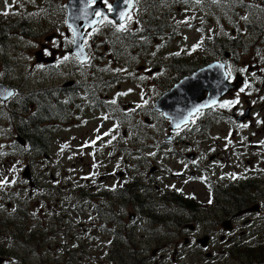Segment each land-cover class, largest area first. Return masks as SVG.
<instances>
[{
    "label": "flooded vegetation",
    "instance_id": "flooded-vegetation-1",
    "mask_svg": "<svg viewBox=\"0 0 264 264\" xmlns=\"http://www.w3.org/2000/svg\"><path fill=\"white\" fill-rule=\"evenodd\" d=\"M162 1L164 2L163 7H165V9L167 2L171 7L168 8L165 13L162 9V14H158L160 13V7H162ZM206 1L208 0H154L149 6L157 7L158 11L154 9L150 12L144 7L138 9L140 1L135 0V2H131L132 7L128 15L132 17L136 11H148V13L144 12L146 15L139 19V24L136 23V26H138L140 30L134 27V30L126 29L124 31H118L117 29L120 24L117 25L113 17L105 15V12L100 9L96 13H103V16L95 15L96 17H102L100 23L89 32L85 38L87 60L81 62L72 52L73 39H71L69 46L70 59L65 61L67 62L68 66L66 67L68 70L63 72L62 75L64 77L59 80L60 83H58L59 81L57 80H52V75H50L49 80L44 77V74L50 70L49 67L52 69L50 72H55L56 69L62 66L58 63L56 58L58 57V53L56 52L59 48H56V52L54 51L51 53L46 48L36 52V57L33 58L34 61L32 64L34 67H32L30 78L34 79L36 74L39 76L40 81L36 83L33 91H22V89H18L19 87L16 86V79L13 81L10 79L8 87L11 85L13 96L8 99L0 100V120H6L10 125L9 128L15 127L19 130V127L24 128V130L27 128V139H23L18 135L17 140L20 138L21 140L18 141L21 142V145L23 144L33 152V159L36 157L41 158V155H43L46 157V161L50 162V164H46L43 175L42 171H40L42 180L40 179V175H38L40 187H38L37 179L33 180V183H31L33 192L36 187L40 189L41 185H44L43 183L46 171H48V165H50V170H52V166L56 164V161L50 156L53 147L57 145L56 137L60 135V139H62V131L66 129L72 130L73 133L76 129L80 132L83 126H87L90 122L94 123L97 118L98 120L102 118V127H99V129H104L103 127H105L106 129L104 130L106 131L102 132L101 135L98 133V136L92 137V141L95 140V142L99 141V143H102L105 141V137L111 140L115 139L114 147L117 149H109L111 150L109 152L110 155H112V152L116 153V155H114L115 159L112 157V159H114L112 163L116 162L119 164L122 157H124V161L126 162L125 165L123 162V166H117L116 169H112L110 166L102 168V164H98V161H96L97 170L96 172H92L90 176V182L92 183L93 179L95 184L92 188H86L85 193L76 191L78 183L84 181L82 178L79 181H74L76 187L72 185V191L68 189V191H70L69 193H63L66 191V189H64L66 175H68L66 171L64 183H62V189H64V191L60 189L58 195L59 197H63V199H58V203L63 206L61 211H64L61 216V225L60 219L58 218L57 224L60 225V231L57 232L52 228V224L56 225V223H54L56 209H54V215H52V220H50L51 223L45 224V231L42 229V235L38 233V235H40V241H42L43 236V240L46 243L52 242L50 238L51 234H58L56 242L64 239V237L65 239L68 237H77V233L72 236L70 233H66L65 230L67 226L65 225L68 221L72 223V225L76 223V217L70 218L68 213L82 217V212H88L90 214V223L94 224L92 229H97V233L94 231L96 237L100 238V234L106 235V239H108V235L112 237V241L108 239V241H110V247L106 245L108 241L104 243L110 250L108 251L105 247L104 249L108 252L106 253L103 249L102 251H104L105 254L102 253L103 256L100 255V257L104 259V262L107 260L110 264H152L151 260L159 249H152L149 251L147 247L148 253H146V251H144V245H146L145 241H140V243L142 242L140 253H136V250H133L132 247L136 235H138V229H142L140 223H144V221H142L144 219L152 223V225L156 224L154 225L156 229L164 228L168 230L166 233L162 234L158 233L156 230V237V235L153 236L150 232V230L154 231L152 225L144 227L146 233H142V237L146 235L144 239H150L148 240V245L154 244L160 248L162 242L159 240L171 239L172 235H174V241H178V243H176V249H174V255L179 254L180 239L184 240L186 234L188 237L191 235V237L195 238L196 247L202 246L205 240L204 238H208L206 239L208 241V249H210V245L212 249L216 247V253L221 252L220 255L223 254L222 259L225 260L224 263H228V258H230L234 251L240 250V255H242L243 249H250V246L254 245L259 240L261 231L257 229L258 223H264V212L262 208V203H264V201H262V199H264V64H261L259 60L264 54V51L262 50L263 48L260 50L258 49V41L264 39V37L260 39V35H262L264 31L261 29L256 30L257 35L255 37L254 46L252 48L246 47V39H248L251 24H247L248 33H246V39H244V30L246 31V26L243 30V27L240 25V30H238L239 22L236 23L237 16L229 20V23L224 26L223 31L210 27L211 18L208 17V19H206V16L202 15L206 10ZM158 2H160V5H158ZM231 2L232 0H223L221 6L229 7L233 10L231 7H235V5L231 4ZM108 3L115 6L117 0H108ZM181 4L182 7H184V11H181V7H177V9L182 13V19H184V13H190L191 11L196 17V23L194 24L200 25V19L203 22L208 21V27H206V23L202 25V27H206V32L205 29H198V25L190 27V31H188V33H190L196 30L200 34L197 45L196 42L192 45V41L189 43V40L182 37L186 25L181 28L183 30L182 33H180L178 19H176L175 23L172 22V17H170L171 14L174 15L173 7L176 9V6ZM102 6L106 9L107 13H115V11H108L104 0ZM201 9H203L202 13L200 12ZM155 11L156 14L154 13ZM188 13H186V17L189 15ZM218 15L222 17L221 14ZM202 16L204 17L202 18ZM104 17H107V19ZM138 17H140V15H138ZM166 17H170L169 21H166L164 24L165 27L164 25L161 26V22ZM125 19L126 22L124 24L127 26L129 24V19H127V17ZM132 19H134V17H132ZM132 19H130V21H132ZM224 19H226V17ZM109 21H113V23H109ZM130 25L134 24L130 23ZM130 25H128V27H130ZM163 27L164 29H169V35H166L168 32L160 33L159 30ZM155 29L156 35L160 34L161 48L154 51V57L156 58L154 61H151L150 58L146 59V69H148V64L150 66L155 65L151 71V76L153 74L152 81H154L157 72L162 71L161 76L156 77L155 81L158 82V86L164 84L162 80L166 81V87L169 85L168 89H171L167 94L169 95L171 93L173 100H177L186 95L187 97L191 96V91L194 90V87H192L194 78L190 81L189 87L188 83L184 85L187 89L181 88L184 81L191 80L196 74L203 76L204 81L206 79L208 81L210 79H217V76H219L218 70L221 68L226 76L227 82L230 84H237V89L235 91H229L227 96L225 95L218 101V105L212 108L201 109L200 112H197L195 116L190 118L188 123L179 127H172L168 119H166L165 123L162 121L164 127L157 136L152 137L154 131H152V135H150L151 146L150 143H148V146L144 147L150 130H148V133H144L146 139H140L138 133H136V129H134V132L130 131V121H132L130 119V111H128L126 115L121 112L124 118H117L115 114L112 113L114 112L113 101H120L127 94V91H121V87H117V91H114L116 85L114 82L119 78L116 77L118 73H114V77L116 78L112 79V72L114 71L117 60H120L118 63L121 66H124V68L126 67L121 61L122 57L119 58L120 55L126 56V54L121 52L118 46L126 47L127 52H130L131 47L136 45L140 52L143 48L144 51H142V53L148 52L150 48L154 49L153 45L157 41L156 35H154V31H152ZM186 29H188V27H186ZM212 29H214V31H212ZM226 30L229 34H226ZM150 31H152V33H150ZM232 32H234L233 37ZM148 33H150L151 36ZM179 33L180 36L178 35ZM206 33H208V37ZM7 36L8 34L3 36L4 39ZM67 36L71 38L70 32H67ZM140 37H143L146 43H148V39L146 38L149 37L150 41H152V45H150V43L142 45L143 42L139 40L136 42L132 41L133 38L140 39ZM230 37H232V39ZM87 38L88 41H90L91 38L90 43L93 42V47L92 44L88 46ZM166 38H169L168 41H170L171 44L178 43V45H174V47L170 46V50L167 52L165 51L168 47V45H166V43H168ZM158 47H160V45H158ZM152 49H150L151 55ZM250 50H252V54ZM256 51L259 54L258 56H256ZM8 53H10V51H8ZM165 54L166 56L164 57ZM163 57L164 61H162ZM6 59H8V57H6ZM36 67H40V69L36 71ZM116 69H120V66L116 67ZM142 69H144V67H142ZM142 69L136 74L140 77V81L144 79ZM146 69H144V73L148 74L150 71L146 72ZM202 69H204V71H202ZM211 69L214 71L212 72ZM228 73L231 74L228 75ZM105 76L108 78L102 79ZM120 77H122V75H120ZM200 80L201 79H199V81ZM136 83L138 82L136 81ZM136 83L132 86L137 87ZM119 84L120 81H118V86ZM154 84L156 85V83ZM32 85H34V83H32ZM28 87H30V83H28ZM241 88L244 90L240 91ZM255 92L257 93L255 94ZM132 93H134V89H132ZM132 93H130V99H132ZM164 93H166V88ZM164 93H162V100L165 96ZM179 93L182 95H178ZM208 94L209 92L207 90L204 91L202 93L203 98H206ZM130 99H128V105H130ZM237 99L239 103L231 106L228 111H226L227 107H219V104L224 101H235ZM132 103H134V100H132ZM155 103H158V100ZM240 103H243V105H241L244 106V110H240ZM118 107H120V105H118ZM156 107H158L157 104ZM156 107L153 109H157ZM128 109H132V105H130ZM132 111L133 117L134 109ZM156 111H158V115H160V107H158V110H155V112ZM18 113L20 115H18ZM220 115H222V119H220ZM89 116H93L92 120H88ZM162 116H164V113L160 115V117ZM18 117V123H20V125L17 124L15 120V118ZM224 117L227 118L225 123L230 125V131H228V137H226L224 147H221L222 142H218V135H220V129L223 130L222 121H224ZM210 119H212V126H210ZM111 120L113 123L110 124ZM71 121H73L72 124ZM218 121H220V127H218ZM92 123H90V126ZM126 123H128V131H126ZM150 124L152 126V123ZM242 125H247V127H242ZM2 127H4V123H2ZM142 127H144V125H142V121L140 120V123L137 124L138 131H140ZM41 128L44 134L39 133ZM96 129H98V127ZM216 129H218V135H216ZM89 130V133H94V127ZM124 131H126V134L132 132L136 133V139H140L139 148L136 147L138 143H136L134 135L129 137V141H127L126 137H128V135H126V137L122 135ZM237 131L240 133L239 139L236 137ZM248 133H250V135ZM203 134L204 139H202ZM206 134L208 141H206ZM94 135H96V133H94ZM140 135H142V131H140ZM214 135H216V142H214ZM234 137L238 139V145H236V139H234ZM60 139H58V145H60ZM133 139L134 147L136 148L132 147ZM142 141H144V145H142ZM9 142L11 146L20 144L16 142V133H14V139ZM204 143H206L208 149L204 147ZM119 144L122 145V148L118 147ZM228 145H232V147L230 148ZM60 147H62V145H60ZM64 147H66V145H64ZM68 147H70V141H68ZM68 147H66L63 158L58 159V166L66 161L68 157ZM202 147H204L203 152ZM70 149H72V147H70ZM74 149H76L75 143ZM74 149H72L73 152ZM40 150L43 151L41 154L39 152ZM106 150H108V147H106ZM125 151L128 152V155L122 156ZM148 151L152 152L151 159H154V157L160 159L165 155V158L171 161L170 165L173 164V171L170 165H166L168 161L164 163V165H166L165 167L163 164L158 165V163H162V161L156 163V159H154V163L150 169V175H148V165H146V171H144V163H146V159H150ZM136 154L139 156L136 158L141 157L144 159L142 171L146 173L145 178L142 177V171H140V176L136 178V175H138L136 167H134L136 175L132 173V178L130 177L129 172L132 170L130 163H132V157ZM232 156H234V161L236 162L232 161ZM98 157H100V155ZM166 159H164V161H166ZM230 161H232V163H230ZM39 163L40 162H38V165ZM102 163H104V161H102ZM246 166H251V168L246 169ZM226 167H228L230 175L222 172ZM138 168L140 169V165H138ZM48 176H50V174H48ZM115 177L117 178V183L113 181ZM175 178L178 179L175 182L176 184L169 182ZM102 179L106 180V183L110 180L112 181H110L108 185H106V183L103 185ZM54 181H56V179H54ZM58 181H60V177ZM35 182L36 187H34ZM47 185L48 182H46L44 187L46 188ZM80 187L84 189V185H80ZM80 187H78V189H80ZM243 187L244 191L248 192V197L251 196L254 200L256 198L254 203H252L253 201L250 199L241 198ZM255 191L257 193H255ZM198 192H200V196H202V193H205L208 198L206 213H204L205 206L203 205L204 207H202L200 205L199 199V206L196 205ZM112 196L120 201V203H118L116 199H113ZM259 198L260 203L257 202ZM156 199L159 201L156 202ZM65 201L68 203H64L63 205L62 203ZM242 203L248 206L238 208L237 205ZM128 207H130V209H128ZM159 207L162 211L158 209ZM210 207L214 210V215H216V212L218 215L222 213L219 221L218 215H216V220L214 217L209 218L210 215H208V213H210ZM49 208L51 209L52 206ZM56 208H58V205ZM132 208L134 209V213H130ZM126 209H128V217L133 219V221L136 220V225L128 223V217H126V213H124ZM180 209H182V215H184V211L186 212V215L183 217L180 215ZM158 211H160V213H158ZM203 213L204 217H202ZM131 214L134 215V218H132ZM48 215H50V211H48ZM48 215L46 216L48 217ZM86 217H88V215H86ZM124 217H126V222L123 219ZM30 220L32 221V219ZM237 220H240L242 223L234 225ZM138 221H140V223H138ZM194 222L197 223L194 225ZM62 225L64 229H62ZM146 225H148V223H146ZM217 226L218 228H216ZM34 227H36V225H34ZM34 227H32V233H34ZM150 227H152V229H150ZM198 227H200V232H198ZM224 227L228 230H225ZM77 228L78 227H76V231ZM72 229H74V227H72ZM72 229L69 228L67 230L72 231ZM251 231L252 234L255 233L256 235H250ZM94 233H90V237H92ZM134 233H136V235H134ZM34 235H36V233H34ZM148 235L150 236L147 237ZM262 235H264V233H262ZM188 237H186V241H184L185 247L182 252L183 257L184 252L187 251L190 253L193 252L192 255L196 253V249L190 244ZM262 239H264V237H262ZM262 239H260V241H262ZM96 240L98 241V239ZM90 241L91 239L88 240V242ZM102 241H104V237H102ZM174 241L172 245H174ZM53 244L54 243H52V245ZM112 244H114V247L120 244L121 249L120 245H118V251L120 252L116 251V249L112 247ZM256 245H258V243H256ZM163 246L164 249L162 250L168 252L169 248L167 249V247L170 245ZM186 246H190L191 248L186 250ZM217 246L220 247L219 251ZM113 249L116 252H114ZM212 249H210L211 256L208 258V261H210V258L216 259V253H214ZM163 251L160 252L163 254ZM202 252H204V250ZM212 253L214 254L212 255ZM140 255H142V257H140ZM240 255H238V259H240ZM244 255L248 257L247 251ZM244 255H242V257H244ZM182 256H180V264H182ZM232 257H234V255H232ZM172 259L174 262L178 263V258L173 256ZM218 260L220 261V257H218ZM188 263L192 264L194 262L190 261Z\"/></svg>",
    "mask_w": 264,
    "mask_h": 264
},
{
    "label": "rangeland",
    "instance_id": "rangeland-1",
    "mask_svg": "<svg viewBox=\"0 0 264 264\" xmlns=\"http://www.w3.org/2000/svg\"><path fill=\"white\" fill-rule=\"evenodd\" d=\"M133 1L135 2V0ZM139 1L140 2L138 9H142V7H144L150 12L154 9L158 11L157 7L149 6L151 2H154V0ZM163 3L164 2L162 1V7H160V13L158 14H162V9L165 13L167 9L171 7V5L167 2L165 9V7H163ZM67 4L68 0H0V39L2 40H0V100L8 99L13 96L11 94L6 97V93H11L12 91L11 85L10 87H8L10 79H12V81L16 79V86L19 87L18 89H22V91H33L36 83L40 81L39 76L36 74L34 76V79L30 78L32 67H34L32 64L34 61L33 58L36 57V52L38 50H44L46 48L51 53L54 51L56 52V48H59L56 52L58 53V57L56 58L58 60V63H60L62 66L56 69L55 72H50L52 71V69L51 67H49L50 70L44 74V77L49 80L50 75H52V80L57 81L61 80L64 77L62 75L63 72L68 70V68L66 67L68 65L65 61L67 59H70L69 46L71 39H73L72 33L66 23L68 11ZM222 4L223 0H208L206 1V10L204 11V13H202L203 9H201L200 12L202 13V15L206 16V19H208V17L211 18V21L209 20L210 27H214V29L217 28L220 31H223L224 26L229 23V20L231 18L233 19L237 16L236 23L239 22L238 30H240V25L243 27V30L246 26V31L244 30V39H246V33H248V25L251 24L250 33H248V39H246V47L252 48L254 46L255 37L257 35L256 30L261 29L262 31H264V0H232L231 4L235 5V8L233 10L229 7L221 6ZM158 5H160V2H158ZM177 7H181V11H184V7H182V4L176 6V9H174L173 7L174 15L171 14L170 16L172 17V22H175L176 19H178V25H180V33H182L183 30L181 28L186 25L188 29L184 27V35H182V37L189 40V43H191L192 41V45H194V42H196L197 45L200 39V34L196 30H194V32L191 31L190 33H188V31H190V27L198 25L194 24L196 23L195 15L192 14L191 11L190 13L186 12L189 15L186 17V13H184V20L182 19V13L178 11ZM148 11H136V13H134V15L132 16L134 17V19H132L131 17L132 21H128V25H130V23L134 25H130V27H128L127 25L126 29L134 30V27H136V29L140 30V28L136 26V23L139 24V19L142 16L146 15L144 12L148 13ZM156 11L154 12L155 14ZM4 13H7V15H5ZM218 14H221L223 18L219 17ZM138 15H140V17H138ZM204 16H202V18ZM170 17L164 18V20L161 22V26L164 25L166 21H169ZM225 17L226 19H224ZM125 22L126 19L122 21L123 24ZM204 23H206V27H208V21L203 22L200 19V25H198V29H205L206 32V27H202ZM164 27L159 30L160 33H166L169 31V29H164ZM214 29H212V31H214ZM152 31H154V35H156V29ZM152 31H150V33H152ZM67 32H70L71 38H68ZM150 33L148 34L150 35ZM180 33L178 34L179 36ZM6 34H8V36L4 39L3 36H6ZM226 34H229L227 30ZM166 35H169V32L166 33ZM233 35L234 32H232V37ZM206 36L208 37V33H206ZM232 37L230 38L232 39ZM262 37H264V33L260 35V39H262ZM146 39H148V43L152 45V41H150V38L147 37ZM168 39L169 38H166V41H168ZM137 40L143 42L142 45L148 44L143 37H140V39H132L133 42H136ZM156 40V43H154L153 45L154 49L150 48L152 49V55L150 54V49L148 50V52L142 53V51H144V48L140 52L139 48H137L136 45H133L131 47L130 52H127L126 47L118 46L120 47L121 52L126 54V56H119V58L122 57L121 61L126 65V67L124 68V66H121L118 63V61L120 60H117L116 65L114 66V71L112 72V79L116 77L119 78L114 82L116 83L114 91H117V87H121V91H127V94L120 101L114 102V112L112 113L115 114V117L117 118H124V115H126V113L130 111V119L132 120L130 121V131L134 132V129H136V133H138V137H140V139H146V135H144V133H148V130H150V133H148V139H146V145H144V141H142V145H144V147L148 146V143H150V135H152V131H154V135H152V137L157 136L160 130L164 127L162 121L163 123L166 122V117H160V115L164 113L163 110H161L162 108H164V105L162 103V107H160V101H162V93H164L165 88L166 93H164V100L168 102L172 98L167 94L171 89H168L169 85L168 87H166V81L162 80L164 81V84L160 86H158V82L155 81L156 77L161 76L162 71L157 72L154 81H152L153 74L151 76V71L153 69V66L155 65L150 66L148 64V69H146V59L150 58L151 61H154L156 59L154 57V51L161 48L160 34L156 35ZM90 41H88V46H91L92 44L93 47V42L90 43ZM84 43L86 44L85 40ZM158 45H160V47H158ZM166 45H168L165 50L167 52L170 50V46L174 47V45H178V43L176 42L171 44L170 41H168ZM258 49H262L264 51V39L258 41ZM8 51H10V53H8ZM250 53L252 54V50H250ZM258 55L259 54L256 51V56ZM165 56L166 54L164 55V57ZM6 57H8V59H6ZM164 57L162 58V61H164ZM262 57H260L259 62L261 64H264V54L262 55ZM119 66L120 69H116V67ZM142 67L146 69V72H150L148 74L144 73V69H142ZM39 69L40 67H36V71H38ZM140 69H142V75H144V79H142V81H140V77L136 75L138 71H140ZM202 71H204V69H202ZM114 73H118V75L114 77ZM120 75H122V77H120ZM107 78L108 77L105 76L102 79ZM118 81H120L119 86ZM136 81L138 83H136ZM190 81H184L181 88L187 89V87H184V85L188 83L189 87ZM28 83H30V87H28ZM32 83H34V85H32ZM58 83H60V81ZM134 83H136L137 87L132 86L134 85ZM154 83H156V85ZM194 83L195 80L192 81V87L195 86ZM132 89H134V93H132ZM235 90L236 89L232 91ZM130 93H132V99H130ZM256 93L257 92H255V94ZM227 94L228 93H226V96ZM178 95L181 96L182 94L179 93ZM168 97L170 98L168 99ZM128 99H130V105H132V109H128V107H130V105H128ZM132 100H134V103H132ZM157 100L158 103H155ZM156 104L158 105V107H160V115H158V111L155 112V110H158ZM241 104L243 105V103H240V110H244V106H242ZM118 105H120V107H118ZM216 105H218V102ZM166 106H168V103H166ZM154 107H156L157 109H153ZM229 108L230 107H227L226 111H228ZM133 109L134 116L132 117ZM121 112H123L124 115H122ZM18 115L20 114L18 113ZM92 117L89 116L88 120H92ZM221 117L222 115H220V119H222ZM18 119L19 117L15 118L17 124L20 125V123H18ZM139 119L142 121V125H144V127L140 128V131H142V135H140V131H138L137 129V124L140 123ZM226 120L227 118L224 117V121H222L223 130L220 129V135H218V129H216L218 142H222L221 147H224V143H226V137H228V131H230V125L225 123ZM101 121L102 118H100V120H98V118L95 119L94 123L90 122L92 123L91 126L90 123H88L87 126L82 127L80 132L76 129L73 133L72 130L66 129L62 131V139H60V135L56 137L57 145L53 147V150L50 153L51 158L56 161V164L52 166V170H50V165H48V171H46V176L43 183L44 185H46V182H48L46 188L44 187V185H41V188L38 189V187H40L38 175H40V171H42V175L44 174L46 164H50V162L46 161L45 156H41V158L36 157L35 159H33L32 154H28L24 149H20L17 145L11 146L9 141H12V139H14V133H16V142L21 144V142L18 141L21 139L18 138L17 140V137L19 135L23 139H27L28 129L26 128L24 130V128L21 127H19L20 130L16 129L15 127L9 128L10 125L6 120H0V264H110V262L107 260L106 262H104V259H102L100 255H102V253H104V251H106V249L110 247V241H112V237L108 235V239H110V241H108V239H106V235L103 234H100V238L96 237L97 229H92V227H94V224L90 223V214L88 212H82V217H79L76 214L68 213L70 215V218L76 217V223L72 225V223L68 221V223L65 225L67 226L65 232L70 233L71 236L77 233V237H68L66 239L64 237V239L56 242V239H58V234H51L50 238L52 239V242H48L50 243V245H48V243L43 240V236L42 241H40L42 229H44L45 224L47 225L48 223H51L50 220H52V215H54V209H56V217H54V223H56V225L52 224V228L57 232L60 231V225L62 224L61 216L64 211H61L63 206L58 203V199H63V197H59L58 195L60 189H62V183H64V175H66V171L68 172V175H66V183H64V189H66V191L62 189V191H64L63 193H69L70 191H72V185H74V181H79L81 178L84 179V181H82V183H78V187H80V185H84V189H82V187L78 189L76 185H74V187H76V191H82V193H85L86 188H92V186L95 184L93 179L92 183L90 182V176L92 172H96L97 170L96 161H98V164H102V168L110 166L112 167V169H116L117 166H123V162L125 165L126 162L124 161V157L120 159L119 164H117L116 162L112 163V161H114L115 159L114 155H116V153L112 152V155H110L109 152L111 150L109 149H117L116 147H114L115 139L111 140L110 138L105 137V141H103L102 143H99V141L95 142V140L92 141V137L98 136V133L101 135L102 132L106 131L104 130L106 129L105 127H103L104 129H99V127H102ZM2 123H4V127H2ZM72 123L73 121H71V124ZM111 123H113L112 120L110 124ZM150 123H152V126ZM171 124L172 123H170V125ZM210 126H212V119H210ZM93 127L94 133H96V135H94V133L92 132L89 133V129ZM97 127L98 129H96ZM218 127H220V121H218ZM126 131H128V123H126ZM126 131H124L122 135H124V137L128 135V137H126L127 141H129V137H131L132 135H134V139H136V133L132 132L126 134ZM39 133L44 134L42 128L39 130ZM248 134L250 135V133ZM216 135H214V142H216ZM239 136L240 133H238L237 131L236 137H238V139ZM236 137H234V139H236ZM58 139H60V145H62V147L58 145ZM134 139L132 147H134ZM140 139H136V143H138L136 147L138 148L140 147ZM202 139H204V134L202 135ZM238 139H236V145H238ZM68 141H70V147H72V149H74L75 143L77 150L74 149L73 152L72 149L68 147ZM206 141H208L207 134ZM64 145L68 147V157L62 165L58 166V159L63 158V154L66 152V147H64ZM106 147H108V150H106ZM118 147L122 148V145L119 144ZM204 147H206V143H204ZM204 147H202V152L204 151ZM228 147L231 148L232 145H228ZM206 149L208 148L206 147ZM127 153L128 152L125 151L122 156H127ZM151 154L152 152L148 151L150 159H146V163H144L143 158H136L139 157L137 154L132 157V163H130V167H132V170L129 172L131 178L132 173L136 175L134 167H136V171H138V175H136V178L140 176V171H142V163H144V171H146V165H148V175H150V169L154 163V159H156V157H154V159H151ZM99 155L100 157H98ZM112 157H114V159H112ZM164 159H166L165 155L160 159H156V163H158V161H162V163H158V165H164V163L168 161V159H166V161H164ZM102 161H104V163H102ZM232 161H234V156H232ZM232 161H230V163H232ZM38 162H40L39 165ZM170 163L171 161H168L166 165H170ZM138 165H140V169L138 168ZM166 165L164 166L166 167ZM172 165H170V167H172ZM250 168L251 166H246V169ZM171 170L173 171V167ZM144 171H142V177L145 178L146 173H144ZM222 172L230 175L228 167H226L224 171L222 170ZM48 174H50V176H48ZM42 175H40L41 180ZM59 177L60 181H58ZM35 179H37L36 181H38V187H36V182L34 187H36V189L38 190L34 189L33 192L31 183ZM54 179H56V181L58 182L54 181ZM116 180L117 178L115 177L113 181L117 183ZM177 180L178 179L175 178L170 180L169 182L172 184H176L175 182ZM110 181H108V183H110ZM102 183L104 185V183H106V180L102 179ZM108 183H106V185H108ZM68 189H70V191H68ZM255 193L257 192L255 191ZM244 195H246V197H244ZM112 198L116 199L114 198V196H112ZM241 198L250 199L251 201H253L252 203H254V201L256 200V198L254 200V198H251V196L248 197V192L244 191V187L241 193ZM198 199L200 200V205L202 207L205 206L204 213H206L208 200L207 196L205 195V193H202V196H200V192H198V196L196 197V205H198ZM116 201L118 200L116 199ZM158 201L159 200L156 199V202ZM262 201H264V199H262ZM257 202L260 203V198ZM64 203L68 202L65 201L62 204L64 205ZM118 203H120V201H118ZM57 205L58 208H56ZM50 206H52L51 209L49 208ZM211 208L212 207H210V213H208V215H210L209 218L214 217L216 220V215H218V213L216 212V215H214V210ZM262 208L264 212V203H262ZM128 209H130V207H128ZM128 209L124 211V213H126V217H128ZM158 209H160V207ZM48 211H50V215H48ZM160 211H162V209H160ZM160 211H158V213H160ZM130 213H134L133 208ZM204 213L202 214V217H204ZM46 215H48V217ZM86 215H88V217H86ZM180 215H182V209H180ZM184 215H186L185 211ZM184 215H182V217ZM220 215H222V213H220ZM220 215H218V221L220 220ZM126 217L123 218L125 222ZM33 218L38 219L34 221ZM58 218L60 219V225L57 224ZM132 218H134V215H132ZM29 219H32V225H30ZM142 221H144V223H140V221H138L142 229H138V235L134 233V235H136V239L134 240V245H132L133 250H136V253H140L142 242L145 241L146 245H144V251H146V253H148V249L149 251H151L152 249H159L154 255V258L151 260L152 264H180V256H182V252L184 251L185 247L184 241H186V237H188V235L186 234V237L182 236L184 237V240L180 239L181 243L179 244V254L174 255V249H176V243H178V241H174V235H172L171 239L159 240L160 242H162V246L160 248H158L154 244L148 245V240L150 239H144L146 235L142 237V233H146V231H144V227H148L149 225H152V223L147 222L145 219ZM34 222H36V227H34ZM128 223L136 225V220L133 221V219H130V217H128ZM146 223H148V225H146ZM196 223L197 222H194V225ZM241 223L242 222H240V220H237L234 225H239ZM263 224L261 222L258 223L257 229L261 231L260 238L256 242L258 243V245L260 243L264 244V239H262V237H264V235H262V233H264ZM154 225H152V227H154ZM32 227H34V233H36V235L32 233ZM72 227H74V229H72ZM76 227H78V231H76ZM152 227H150V229H152ZM69 228H71L72 231L67 230ZM216 228H218V226ZM20 229H22L24 232H20ZM62 229H64L63 225ZM224 229L228 230L225 227ZM156 230L160 234L166 233L168 231L164 228L156 229V227H154V231L150 230L153 236L156 235ZM94 231H96V233H94ZM29 232L32 233V239H30ZM198 232H200V227H198ZM38 233H40V235H38ZM90 233H94V235L90 237ZM250 235L256 234H252L251 231ZM149 236L150 235H148L147 237ZM102 237H104V241H102ZM192 238L193 237H191V235L190 237H188V239L190 240V244L195 247L196 253L192 255L193 252H184V257L182 256V264L188 263L190 261L194 262L192 264H236V261L237 264H254V262H251L249 256L246 257V255H244V253L248 251L247 249L242 250V255H244V257L246 258L240 255V250H236L234 251V253H232L234 257H232L231 255L230 258H228V263H224L225 260L222 259L223 254L220 255L221 252L216 253V247L212 249L211 245L210 249H212V251L216 253V259L210 258V261H208V258L211 256L210 249H208V241H206V247H196L195 238ZM89 239H91L90 242H88ZM96 239H98V241ZM260 239H262V241H260ZM38 241H40V243ZM106 241H108V243H106ZM140 241L142 242L140 243ZM173 241L174 245H172ZM44 243L46 244L44 245ZM52 243L54 244L52 245ZM104 243H106L108 247H106ZM256 243L250 246V251L253 252L248 251V255L258 252L257 250L254 251V249L258 247ZM118 245L114 247V244H112V247H114V249L118 251ZM163 245H170L167 247V249L169 248L168 252L162 250L164 249ZM105 247L106 249H104ZM147 247L148 249H146ZM190 248V246H186V250H189ZM103 249L104 251H102ZM109 250L110 249H108V251ZM203 250L204 252H202ZM219 250L220 247H218V251ZM108 251H106V253ZM160 251H163V254ZM262 251L264 254V249H262ZM214 253H212V255ZM238 255H240V259H238ZM173 256H175V258H178V263L173 261ZM140 257H142V255H140ZM218 257H220V261L218 260ZM259 263H264V261Z\"/></svg>",
    "mask_w": 264,
    "mask_h": 264
},
{
    "label": "water",
    "instance_id": "water-1",
    "mask_svg": "<svg viewBox=\"0 0 264 264\" xmlns=\"http://www.w3.org/2000/svg\"><path fill=\"white\" fill-rule=\"evenodd\" d=\"M102 2L103 0H95L93 4L89 3V0H68L66 21L68 27L72 29L74 33L75 41V43H73L72 52L81 62H85L87 60V52L83 44L85 36L87 32L91 31L101 20V17H96L95 13L101 9L105 12V14H107L106 9L102 6ZM131 2L132 0H129V3L126 4L125 0H117V3L114 6L115 13H111L110 15L119 24H121L123 21L120 19L119 13L124 12L126 16L132 7ZM211 71L213 72L214 70L211 69ZM218 72L219 76H217V79H210L209 81L207 79L204 81L203 76L200 74L194 75V77L191 78V81L194 78L195 86L194 90L191 91L192 94L190 97H187L186 95L178 98L177 100H173L171 98L168 102H166L164 99L163 101H160V107H162V103L164 105V108L161 110H163L165 117L171 120L172 127L177 126V124L181 126L188 123L191 116L197 113L194 112L195 108H198L201 105L209 104V102L212 100H216L218 102V100L225 96L226 93L237 88V84H230L227 82L222 68L219 69ZM199 79L201 80L199 81ZM206 90L209 92V94L206 98H203L202 93ZM168 96L171 97V93ZM170 97H168V99ZM166 103H168V106H166ZM190 112L192 113L191 116H189ZM202 246H206L205 240L202 243Z\"/></svg>",
    "mask_w": 264,
    "mask_h": 264
},
{
    "label": "snow or ice",
    "instance_id": "snow-or-ice-1",
    "mask_svg": "<svg viewBox=\"0 0 264 264\" xmlns=\"http://www.w3.org/2000/svg\"><path fill=\"white\" fill-rule=\"evenodd\" d=\"M95 0H89V3H94ZM104 3L107 5V9L109 12H114L115 11V8L112 4L108 3V0H104ZM125 3H129V0H125ZM5 15H7V13H4ZM95 15H98V16H103V13H95ZM119 16H120V19L121 20H124L125 19V13L124 12H120L119 13ZM105 19H107V17H104ZM127 19H131V16L128 15L127 16ZM109 23H113V21H109ZM118 31H124L126 30V25L125 24H120L118 29ZM73 43H75V41H73ZM231 73H228V75H230ZM244 89L241 88L240 91H243ZM7 95H11V93H7ZM114 103V101H113ZM236 103H239V100H235V101H224L223 103L219 104V107L221 108H225V107H231L233 106L234 104ZM217 104V101L216 100H212L209 102V104H205V105H201L200 107L198 108H195L194 109V112H200L201 108H204V107H209V106H215ZM192 113L190 112L189 113V116H191ZM186 122V121H185ZM177 127H179V124H177ZM242 127H247V125H242Z\"/></svg>",
    "mask_w": 264,
    "mask_h": 264
},
{
    "label": "trees",
    "instance_id": "trees-1",
    "mask_svg": "<svg viewBox=\"0 0 264 264\" xmlns=\"http://www.w3.org/2000/svg\"><path fill=\"white\" fill-rule=\"evenodd\" d=\"M20 148H21V147H20ZM39 152H40V154H41L43 151L40 150ZM244 197H246V195H244ZM244 199H245V198H244ZM244 206H248V205H245L244 203H242V204H238V205H237L238 208H242V207H244ZM20 232H24V231H23L22 229H20ZM18 235H19V233H18ZM18 235H17V237H18ZM27 236H28V234H27ZM25 242H26V241H25ZM39 243H40V242H39ZM262 249H264V244L260 243V244L258 245V247L254 249V251L257 250L258 252H257V253H251V254L248 255L249 258H250V260H251V262L259 263V262H263V261H264V254H263ZM248 251H250V249H248ZM261 251H262V252H261ZM250 252H253V251H250Z\"/></svg>",
    "mask_w": 264,
    "mask_h": 264
},
{
    "label": "bare ground",
    "instance_id": "bare-ground-1",
    "mask_svg": "<svg viewBox=\"0 0 264 264\" xmlns=\"http://www.w3.org/2000/svg\"><path fill=\"white\" fill-rule=\"evenodd\" d=\"M231 8H233V9H234L235 7H231Z\"/></svg>",
    "mask_w": 264,
    "mask_h": 264
}]
</instances>
